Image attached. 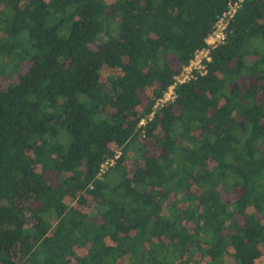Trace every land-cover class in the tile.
<instances>
[{
    "label": "trees",
    "instance_id": "16d2710c",
    "mask_svg": "<svg viewBox=\"0 0 264 264\" xmlns=\"http://www.w3.org/2000/svg\"><path fill=\"white\" fill-rule=\"evenodd\" d=\"M230 1L0 0V264H264V0L154 111Z\"/></svg>",
    "mask_w": 264,
    "mask_h": 264
},
{
    "label": "built area",
    "instance_id": "2783aa9c",
    "mask_svg": "<svg viewBox=\"0 0 264 264\" xmlns=\"http://www.w3.org/2000/svg\"><path fill=\"white\" fill-rule=\"evenodd\" d=\"M243 1L244 0H233L228 2L226 9L216 17L212 31L204 40V47L196 50L191 61L181 68L179 73L174 77V83L155 104L154 111L162 108L167 102L174 100L175 88L177 86L188 84L207 73L206 64L211 61L212 52L226 42L228 27L241 8ZM153 115L154 112L151 114L149 120L152 119ZM146 123V120H142L140 126H144ZM116 157H119V154H117ZM113 165L114 159L104 163L101 166L99 175L105 174Z\"/></svg>",
    "mask_w": 264,
    "mask_h": 264
},
{
    "label": "rangeland",
    "instance_id": "374dc122",
    "mask_svg": "<svg viewBox=\"0 0 264 264\" xmlns=\"http://www.w3.org/2000/svg\"><path fill=\"white\" fill-rule=\"evenodd\" d=\"M25 68H26V66H25ZM25 68H24V70H25ZM24 70H23V73L26 72ZM8 83L9 82L6 79L0 78V90L4 89L6 87V84H8ZM116 153L120 154L119 151H117ZM129 165L132 166V164L130 162H128L127 168H131V166H129ZM130 172H131V174L133 173V171H130ZM50 181H52L55 184V186H57L54 178H50ZM13 260L16 262L20 260V256H19L17 251H14V253H13Z\"/></svg>",
    "mask_w": 264,
    "mask_h": 264
}]
</instances>
